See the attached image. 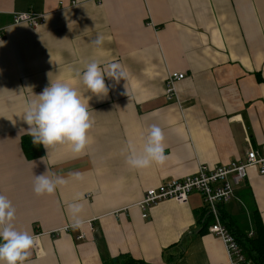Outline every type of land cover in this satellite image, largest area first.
Instances as JSON below:
<instances>
[{
	"label": "crops",
	"instance_id": "0c3cea01",
	"mask_svg": "<svg viewBox=\"0 0 264 264\" xmlns=\"http://www.w3.org/2000/svg\"><path fill=\"white\" fill-rule=\"evenodd\" d=\"M22 13L43 15L45 23L15 25ZM97 35L101 46L92 44ZM0 36V194L16 209L15 227L38 237L30 264H104L119 256L230 264L220 238L199 234V195L186 204L161 202L147 219L139 204L168 181L244 162L264 146V0H0ZM92 60L124 72L119 82L105 77L106 97L94 96L76 75ZM169 73L185 75L173 102L165 96ZM50 81L68 83L89 103L92 142L81 155L57 145L43 148V161H28L25 105ZM153 124L165 134L166 163L130 169L128 145L141 151ZM47 169L68 183L37 197L34 176ZM73 172L83 180L70 178ZM73 202L83 205L79 227L67 212ZM249 203L264 226L257 168L224 206L251 238Z\"/></svg>",
	"mask_w": 264,
	"mask_h": 264
},
{
	"label": "clouds",
	"instance_id": "9594fccd",
	"mask_svg": "<svg viewBox=\"0 0 264 264\" xmlns=\"http://www.w3.org/2000/svg\"><path fill=\"white\" fill-rule=\"evenodd\" d=\"M103 42V36L97 35L92 44L101 46ZM76 75L96 97L108 95L109 87L105 83V77L116 82L124 79V72L115 65L102 68L95 60ZM35 96L37 99L26 102L22 116L28 125L26 132L31 137V142L42 145L46 153L57 145H66L73 154H83L92 142L90 131L95 124L89 112V103L85 102L75 87L61 81H50V85ZM165 153L163 129L153 124L141 151L138 152L132 144L128 145L125 162L133 170L147 169L153 164L163 166L167 160ZM41 160L43 161V157ZM68 175L74 180H83V175L79 172ZM67 183L68 178L55 172L50 173L47 169L44 174L34 176L33 192L37 197L52 196ZM82 211L81 203L67 205L69 217L75 221L74 227L81 225L82 221L78 217ZM15 218L16 209L11 200L0 194V264H30L29 258L38 242L37 236L15 227Z\"/></svg>",
	"mask_w": 264,
	"mask_h": 264
},
{
	"label": "built area",
	"instance_id": "2783aa9c",
	"mask_svg": "<svg viewBox=\"0 0 264 264\" xmlns=\"http://www.w3.org/2000/svg\"><path fill=\"white\" fill-rule=\"evenodd\" d=\"M44 23L45 16L43 15L22 13L14 16L15 25L38 28ZM2 40L0 36V41ZM184 78V74H168L165 90L168 101L176 100V84ZM251 168L259 169V173L264 176V146L258 150H250L244 162H232L216 169L200 167L193 176L180 180L174 179L149 190L139 204L142 218L147 219V212L161 202L175 201L179 204H186L192 195L197 194L202 199L205 211L213 217L214 223L208 228V232L221 239L230 264H253L245 259L242 250L222 223L220 216V208L235 199L236 190L245 182Z\"/></svg>",
	"mask_w": 264,
	"mask_h": 264
},
{
	"label": "trees",
	"instance_id": "16d2710c",
	"mask_svg": "<svg viewBox=\"0 0 264 264\" xmlns=\"http://www.w3.org/2000/svg\"><path fill=\"white\" fill-rule=\"evenodd\" d=\"M22 150L28 161L41 159L44 156V149L42 145H34L31 142V137L27 134L22 137ZM254 205V204H253ZM253 205L248 204V210L252 216V224L254 235L249 237L248 232L241 231L237 228L236 220L227 215L224 207L220 208L221 221L227 227L229 232L235 238L238 246L246 260L253 264H264V226L257 209ZM201 231L200 235H206L208 228L214 223L213 217L208 215L204 210L200 219ZM103 245V240L99 239V246ZM104 264H145L136 261L129 256H119L117 258L104 259Z\"/></svg>",
	"mask_w": 264,
	"mask_h": 264
}]
</instances>
